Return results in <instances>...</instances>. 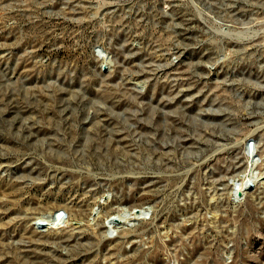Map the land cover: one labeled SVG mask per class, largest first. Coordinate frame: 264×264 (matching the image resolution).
I'll return each mask as SVG.
<instances>
[{
    "label": "rangeland",
    "instance_id": "rangeland-1",
    "mask_svg": "<svg viewBox=\"0 0 264 264\" xmlns=\"http://www.w3.org/2000/svg\"><path fill=\"white\" fill-rule=\"evenodd\" d=\"M0 264H264V0H0Z\"/></svg>",
    "mask_w": 264,
    "mask_h": 264
},
{
    "label": "bare ground",
    "instance_id": "bare-ground-1",
    "mask_svg": "<svg viewBox=\"0 0 264 264\" xmlns=\"http://www.w3.org/2000/svg\"><path fill=\"white\" fill-rule=\"evenodd\" d=\"M258 164H259V161L258 162H254L252 160L249 161V164H247L245 170L240 174L239 178L236 179L235 181L232 180L230 185L228 186L230 189V192H229L230 195H233L235 198L240 197L245 192V189L248 186L247 185L248 182L252 180L254 181L262 176L263 172L260 171L259 168H257ZM108 199H109V196H106V199H104V202H101L102 204L105 203V206H102V207L98 206L99 202L97 201V207H100V208L99 210L97 209L93 210V215H96L93 218L95 219V222L97 223V225L98 224L102 225L103 219H106L105 222H106V227H108L109 229V234H112L113 231L116 228H118L119 225L124 224V223L128 224V222L132 223V221H135L141 217L147 216V214L150 211V207H143L141 209H128L125 207H121V208H117L116 210H114V208H112L109 203L107 204ZM71 206L72 205H70L69 207L59 206L58 210L60 211V209H63L61 211H64L67 214ZM89 209L91 210V214H92V208L89 207ZM64 215L65 214H63V216ZM53 220H54V216L49 215L47 221H53Z\"/></svg>",
    "mask_w": 264,
    "mask_h": 264
},
{
    "label": "water",
    "instance_id": "water-1",
    "mask_svg": "<svg viewBox=\"0 0 264 264\" xmlns=\"http://www.w3.org/2000/svg\"><path fill=\"white\" fill-rule=\"evenodd\" d=\"M102 69H105V65H103V68H102ZM249 144H251V143H248V144L245 146V150L248 148ZM248 185H251L250 182L248 183ZM39 224L42 225V222H38L37 225H39Z\"/></svg>",
    "mask_w": 264,
    "mask_h": 264
}]
</instances>
